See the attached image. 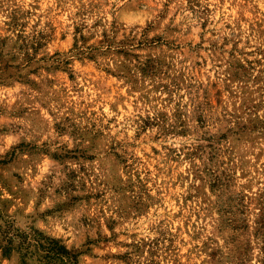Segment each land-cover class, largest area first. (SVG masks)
Segmentation results:
<instances>
[{
	"label": "rangeland",
	"instance_id": "rangeland-1",
	"mask_svg": "<svg viewBox=\"0 0 264 264\" xmlns=\"http://www.w3.org/2000/svg\"><path fill=\"white\" fill-rule=\"evenodd\" d=\"M7 223L78 264H264V0H0Z\"/></svg>",
	"mask_w": 264,
	"mask_h": 264
},
{
	"label": "trees",
	"instance_id": "trees-1",
	"mask_svg": "<svg viewBox=\"0 0 264 264\" xmlns=\"http://www.w3.org/2000/svg\"><path fill=\"white\" fill-rule=\"evenodd\" d=\"M6 225L10 232L5 230L2 234L5 243L0 244L2 257L9 258L12 252L17 251L21 264H27L28 258H36L40 264H78L79 253L68 249L58 239L47 237L32 228L20 230L12 223Z\"/></svg>",
	"mask_w": 264,
	"mask_h": 264
}]
</instances>
